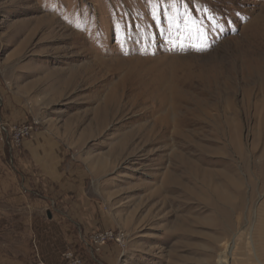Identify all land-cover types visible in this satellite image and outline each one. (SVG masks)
Masks as SVG:
<instances>
[{
	"label": "rangeland",
	"instance_id": "1",
	"mask_svg": "<svg viewBox=\"0 0 264 264\" xmlns=\"http://www.w3.org/2000/svg\"><path fill=\"white\" fill-rule=\"evenodd\" d=\"M1 107L83 170L87 252L112 230L117 264H264V0H0ZM23 162L0 175V264L40 260Z\"/></svg>",
	"mask_w": 264,
	"mask_h": 264
},
{
	"label": "crops",
	"instance_id": "2",
	"mask_svg": "<svg viewBox=\"0 0 264 264\" xmlns=\"http://www.w3.org/2000/svg\"><path fill=\"white\" fill-rule=\"evenodd\" d=\"M3 110L1 107L0 120L9 123L12 120ZM35 143H38V140L26 141L21 150L11 152L8 145L0 141V175L7 180L11 176L10 165L16 169L27 159L34 161L32 165L37 169L40 178L38 187L41 197L37 198L38 202L33 208L36 213L33 217L28 216L30 220H27L34 222L36 228L29 234L33 253L44 264H58L61 256L68 250L80 253L83 258V255L88 254L89 258L84 259L86 264H117L119 252L115 247L105 246L99 252H94L93 249L87 252V249H83L84 239L99 228L98 206L87 195V177L83 170L64 162L66 156H61L57 151H38L33 145ZM5 179L0 182L2 192L6 188L9 189ZM17 192L20 199L34 195L23 186ZM0 198L4 203L10 200L8 194L2 193Z\"/></svg>",
	"mask_w": 264,
	"mask_h": 264
},
{
	"label": "built area",
	"instance_id": "3",
	"mask_svg": "<svg viewBox=\"0 0 264 264\" xmlns=\"http://www.w3.org/2000/svg\"><path fill=\"white\" fill-rule=\"evenodd\" d=\"M34 122H24L9 124L0 120V141L9 145L11 150L20 149L24 142L30 138L36 128ZM89 246L94 252H99L101 248L108 244H114L119 248L125 247V235L121 231L106 230L92 234L89 237ZM38 264H44L41 260ZM58 264H86L80 253L66 251L62 255V260Z\"/></svg>",
	"mask_w": 264,
	"mask_h": 264
},
{
	"label": "snow or ice",
	"instance_id": "4",
	"mask_svg": "<svg viewBox=\"0 0 264 264\" xmlns=\"http://www.w3.org/2000/svg\"><path fill=\"white\" fill-rule=\"evenodd\" d=\"M196 50H197V51H201V50H203V49H202V48H196Z\"/></svg>",
	"mask_w": 264,
	"mask_h": 264
}]
</instances>
